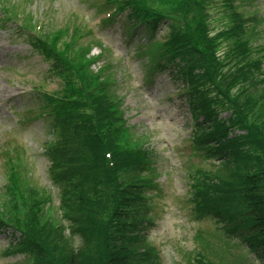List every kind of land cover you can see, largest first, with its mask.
<instances>
[{
    "label": "rangeland",
    "instance_id": "rangeland-1",
    "mask_svg": "<svg viewBox=\"0 0 264 264\" xmlns=\"http://www.w3.org/2000/svg\"><path fill=\"white\" fill-rule=\"evenodd\" d=\"M157 1L169 5L179 0ZM214 1L216 2L209 12L210 26L216 33L231 22L228 21L223 6L228 1ZM27 2L28 0H25L22 6ZM242 2L247 3L248 0ZM260 6H264V0H250L248 5L244 4V10L241 11H245L244 14L247 16L251 11H257ZM23 7L24 10L31 12L36 10L38 15L44 16L45 21L52 23H62L70 13L75 12L93 28V34L89 32L92 35L83 40L92 44L91 54H98L100 49L110 50L104 60L96 64L97 72L92 71L89 80L93 96L100 94L99 98L104 100V97L109 108L107 112L105 110L102 112L99 106L93 108L92 124L94 128L96 127L94 135L97 134L98 138L86 145L98 144L105 165L110 167L109 163L112 162L113 168L110 169L111 173L106 175V184L99 185L102 186L101 189L98 188L97 181H91L86 184V188L69 193L64 206L60 208L64 214H60L58 207L60 193L49 180V164L43 154L45 143L49 140L46 128L50 127V122L45 117L32 121L34 116H29V114L36 116L40 110L38 106L44 103L43 99H38L37 95L40 92L32 91L33 83L29 80L34 78V74L36 78L33 81L41 80L47 70V63L31 50L22 36L12 30L14 26L12 29L0 28V217L42 244L40 248L43 256L40 264H65L70 252L77 248V254L87 264L88 259L91 260L94 255H101L104 226L108 225L121 209L130 212V226L124 228L121 220L118 224L125 232L137 233L135 242L129 247L138 249L137 258H143L138 259L142 264H149L151 260L148 258V251L139 240L145 239L142 235L145 225L141 223L145 210L140 206V202L133 203L134 193H138L137 186H134L135 189L129 185L131 180L143 172L140 154L142 150L147 152L146 149H149L154 153L152 157L156 171L161 173L156 187L147 191L152 195L149 213L152 226L156 222L161 223L160 226L150 229L149 242L158 240L161 243L166 242L163 253L167 264H187V258L197 249L204 250L205 254L219 250L221 246L214 242L212 236L213 222L191 221L188 218L190 214L187 212L185 200L179 198V195L183 194L184 198L189 197L190 181L186 180L184 171L190 162L196 160L190 156L192 135L190 109L179 93L182 84L175 71L172 68L158 70L155 57L148 55L146 51L135 49L136 41H144L143 34L137 35L133 42L126 43L120 32L119 22L98 28L95 9L91 5L88 7L86 0H30V3ZM250 28L253 29L251 26ZM253 33H248L249 40L255 43L256 36ZM262 35L264 37V33ZM160 38L161 35L158 34L157 39ZM261 41L259 36L256 43ZM197 42L201 43L199 40ZM199 46L202 49L206 48L204 44ZM135 53L139 61L133 59ZM147 56L152 57L149 67L144 64ZM236 56L237 53H234L231 59ZM147 70L153 77L149 81L146 80L145 84L143 80ZM243 70L245 71V68ZM227 71L229 70L226 68L224 73ZM215 79L218 81L216 76ZM239 79V76L232 74L222 81L229 84L231 89L222 90L229 111L222 115L225 123L221 128L225 129L227 123H235L237 128H231L233 138L229 137L232 141L224 150L226 156L220 160L214 172L206 176L204 184L205 189L215 187L222 193L225 197L221 199L222 204L230 213L235 215L237 212L239 217L247 220L248 216L244 213L249 210L246 193L264 184V135L258 132V129L264 127V118L260 114V110L264 109V99L259 98L257 91L248 92L246 86L238 89L235 85ZM234 81L235 85H232ZM51 82L54 80L47 79L45 86H49ZM177 93L179 94L176 95ZM117 106L123 108L127 125L131 128L124 125L122 117L117 112ZM108 113L115 121L111 123L110 128L106 126L110 122L105 120ZM18 121L20 122L17 123ZM211 132L212 129H208L206 136ZM22 148L26 150V155ZM139 148L140 154H133ZM3 150L7 153L4 154ZM21 150L30 173L26 180L21 171L14 169L23 163L22 157L18 156ZM108 154L110 158L107 159ZM249 171L251 173L259 171L260 178L239 189L237 186L240 180H243L244 172ZM9 174L13 177L12 185L15 186L12 190L8 187L11 185ZM165 174H171V177L165 179L163 177ZM118 181H129L128 184H122L126 187L121 193L119 190H113L115 182ZM41 189L52 196L51 206L45 201L46 197ZM126 189L127 192L124 191ZM8 190L10 192H7ZM36 201L43 205L42 211L36 208L34 203ZM136 211L137 214H133ZM64 218L75 221L73 229L82 232L85 241L79 239L80 243L73 245L70 239L71 231L63 227ZM163 232L167 235L164 236ZM13 237L10 230L0 229V264H21L25 260L21 255L4 254L10 243L14 242ZM255 241L253 238L252 249L256 245ZM149 242H146V246L150 245ZM210 260L212 264H259L250 250H236L233 247H224L213 253Z\"/></svg>",
    "mask_w": 264,
    "mask_h": 264
},
{
    "label": "trees",
    "instance_id": "trees-1",
    "mask_svg": "<svg viewBox=\"0 0 264 264\" xmlns=\"http://www.w3.org/2000/svg\"><path fill=\"white\" fill-rule=\"evenodd\" d=\"M183 1L185 2L186 0ZM188 1L189 3L185 2V4L182 5V7L185 9L183 22L187 28V34L177 36L173 39V43L177 45L176 50L181 51L182 55L193 57L202 62V66L205 71L204 76L207 77V80L212 81L215 78L214 74L216 73L219 78L218 82H215V87L218 88L221 93L222 90L227 91V88L231 89V86L229 84L224 82L222 83L224 78L235 74L239 76L240 79L236 82V85L235 81L232 85H235L238 89H242L244 86H246V90L248 92L257 91L259 98L264 99V74H262L261 72L263 57H261L259 52L260 46H256L255 43L249 41L250 37L247 36L245 27H243L236 19V17L233 16L231 7H228L227 4L224 7L227 13L228 21L231 22V24H229L228 26L226 25L223 29L214 33L211 30L209 31V29L207 28L210 21L208 22L207 20L206 22L205 19L206 16H208L209 18L208 11L205 10V0ZM140 3L146 6L154 4L165 5V3L158 2L157 0H140ZM228 21L226 22L228 23ZM192 28H195V30H191ZM197 40L201 42L199 43L200 45L204 44L206 48H199L200 46ZM59 41L60 40H58L56 43H58ZM222 44L224 46H222ZM77 45V42L72 44V52H74V48H76ZM234 53H237V56L231 59ZM83 55L84 53H81V56ZM62 62L66 63V69L69 71L71 77L76 75L89 82L88 74L75 71L74 69V62L78 63L77 65H79L83 69L82 64H80L76 60H71L68 53L66 54V57L62 60ZM226 68L229 71H227V73H224ZM244 68L245 71L243 70ZM251 86L254 87L252 88ZM86 92L87 93L83 92V95L80 96V100L84 105H86L85 101H90L93 102V105H91L92 112L94 111L93 108L97 106L101 108L102 112L104 110L107 112L109 106L104 97V100L99 98L100 94L94 97L93 92L90 89H87ZM242 99L247 102L245 98ZM257 105H259V101L257 102ZM260 114L264 118V109L260 110ZM68 115L72 117L71 119L75 118L73 116V112ZM93 117L85 121V126L88 128L87 132L83 133L79 128L75 126L73 129H71L69 138L75 143V145L71 148V155L67 156V159L71 157H74L75 159H84L86 157V154L102 157L100 154L101 152L99 151L100 147L98 144H92L93 151L81 150L82 141H84V138L82 136L84 134H87L86 139H88L89 141H96V138H98L97 134L94 135L96 127L94 128L92 124V122H94ZM105 120H108L110 122V124H106V126L109 128L111 127V123L115 122L113 120V116L110 113L106 114ZM222 125H224V123ZM222 125H216L215 129L221 127ZM236 126L237 125L235 123H229L228 126H225L227 129V133L229 130V133L231 134L233 130H231V128L235 129L237 128ZM258 132L264 135V127L258 129ZM72 165L74 164H69V166ZM111 168L113 167H106L105 163L103 164L102 162H99L98 169L96 171L97 175H95L96 177L92 178L91 181H97L98 188L100 187V184L103 186L104 184H106V175L111 173ZM259 174V171H256V173H251L250 171L247 173L244 172L243 180H240V184L237 187L241 189L240 187L247 186L251 182L260 178ZM12 180L13 177L9 174V181H11V185H9L8 187L10 188V190L15 187L12 185ZM75 183L77 185H80L85 184L86 182L81 179H76ZM128 183L129 181L115 182L113 190H119L121 193V190L126 187L122 184ZM15 185H17V183H15ZM129 185H132L133 187L136 186L135 179L131 180ZM102 186L100 187V189L102 188ZM10 190H8V192H10ZM127 190L128 189L124 191L127 192ZM220 195L225 198L222 193ZM213 196L217 195H211L210 197ZM136 198L137 194H135V199ZM246 198L247 202H249V210L245 211L244 213L247 214L248 219L243 220L238 216L237 212H235L234 214L237 215L235 224L239 225L234 228V231L236 233H239V238L242 237L247 242L251 240L249 242L250 246L253 244V238L256 240V245L252 249V253L258 259L259 264H264V184L262 185V187H254L253 190H249L246 193ZM35 205L37 209L41 211L43 210L42 204L37 202L35 203ZM129 215H131L130 212L119 209L115 217H113L112 220L108 222V225L104 226V232H102L103 251L101 255H94L91 260L88 259L87 264H138V261L143 259H141V257L137 258L138 249L134 250L132 249L133 246L129 247L131 243L135 242V236L137 235V233L135 231L131 233L127 231L125 232L118 224L121 220L124 228L129 227ZM139 240L141 242L140 238ZM22 244L28 252L37 254L41 257L43 256L42 250L40 248V245L42 244H40L37 239L24 238ZM79 256L80 255L76 254L75 252H70L65 264H85ZM46 263H48V261ZM140 264H142V262H140Z\"/></svg>",
    "mask_w": 264,
    "mask_h": 264
}]
</instances>
